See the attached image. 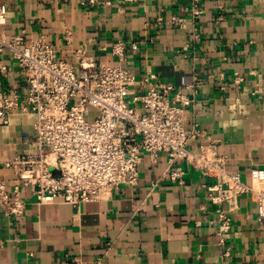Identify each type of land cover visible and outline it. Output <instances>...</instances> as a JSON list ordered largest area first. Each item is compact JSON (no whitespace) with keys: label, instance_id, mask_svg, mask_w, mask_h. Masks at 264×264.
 Here are the masks:
<instances>
[{"label":"crops","instance_id":"0c3cea01","mask_svg":"<svg viewBox=\"0 0 264 264\" xmlns=\"http://www.w3.org/2000/svg\"><path fill=\"white\" fill-rule=\"evenodd\" d=\"M80 1L0 0L6 6L1 28L24 41L44 36L57 58L70 64L82 49L92 61L121 65L136 78L154 74L155 83L192 100L185 126L197 125L215 144L229 173L246 184L255 174L264 177V0H202L196 19L188 0L112 1L110 7ZM118 42L122 62L111 53ZM0 64L6 67L0 98L13 92L23 97L15 62L2 55ZM235 74L243 78L240 86ZM34 122L33 114H14L0 126V161L35 151ZM175 167L184 172L182 184L160 179L165 154L154 163L145 157L135 184H120L109 199L77 208L60 201L36 205L32 188L20 186L23 215L9 217L0 209V264H264V223L251 197L238 198L230 231L219 243L206 197L211 181L181 161ZM0 179L11 190L13 173L0 166Z\"/></svg>","mask_w":264,"mask_h":264},{"label":"built area","instance_id":"2783aa9c","mask_svg":"<svg viewBox=\"0 0 264 264\" xmlns=\"http://www.w3.org/2000/svg\"><path fill=\"white\" fill-rule=\"evenodd\" d=\"M100 0H81L80 5ZM105 7L143 0H102ZM202 0H188L193 19L202 13ZM6 6L0 3V56L6 55L18 67L25 95L0 98V126L14 114H33V153L16 154L0 161L15 179L11 190L0 179V209L13 218L23 215L26 202L20 186L31 187L36 205L60 201L74 208L84 203L107 200L120 184H135L145 157L156 162L165 154L167 169L160 179L183 183L184 172L175 167L181 161L211 181L206 197L214 207L216 235L223 243L231 228L238 198L249 195L264 223V177L255 174L251 184L226 169V158L198 128L185 126V111L192 100L169 84L155 83L152 73L136 78L121 65L92 61L82 49L75 51V64L59 60L44 36H6ZM161 22V19H158ZM172 23L184 27V20ZM135 49V45H131ZM185 49V48H184ZM112 55L124 60L121 42L111 46ZM6 67L0 64V71ZM243 78L235 74L233 83ZM135 88L136 91L131 89ZM204 139L197 150L190 145ZM55 170L58 175H53ZM160 179L151 183V190ZM227 254V253H226ZM96 264H99L97 262Z\"/></svg>","mask_w":264,"mask_h":264},{"label":"water","instance_id":"95a60500","mask_svg":"<svg viewBox=\"0 0 264 264\" xmlns=\"http://www.w3.org/2000/svg\"><path fill=\"white\" fill-rule=\"evenodd\" d=\"M51 171H52L53 175H55V176L58 175V173L55 170H51Z\"/></svg>","mask_w":264,"mask_h":264}]
</instances>
